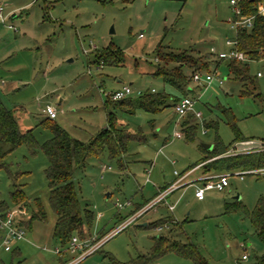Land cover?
<instances>
[{"label": "rangeland", "instance_id": "374dc122", "mask_svg": "<svg viewBox=\"0 0 264 264\" xmlns=\"http://www.w3.org/2000/svg\"><path fill=\"white\" fill-rule=\"evenodd\" d=\"M0 5L5 15L0 21V96L14 110L21 130L32 129L40 144L50 139L52 132L43 123L48 118L43 109L49 104L57 109L51 121L86 144L108 126L109 113L141 139L129 142L123 163L104 149L74 168L81 209L94 215L92 227L76 236L80 247L74 249L71 242L62 246L53 233L57 215L49 203L45 153L27 145L11 152L6 167L0 168V202L18 222L29 219L38 198L47 219L23 226L25 237L12 240L10 250L0 226V264H114L112 256L129 264L151 255L163 235L193 245L208 264H252L264 253L247 214L264 202V171L255 169L241 178L242 169L228 170L229 185L222 191L207 190L202 201L195 197L196 187L203 186L195 172L188 180L192 184L185 182L148 208L158 188L175 182L176 171L180 176L187 172L204 155L202 149L210 150L207 145L213 149L217 140L225 146L232 142L227 114L235 117L242 136L252 140L232 145L226 155L264 149V57L249 62L257 83V90L248 87L252 94L243 93V82L228 73L226 60L217 66L218 55L232 48L227 40L234 43L236 37L227 22L229 0H0ZM160 46L206 55L211 72L217 70L224 79L223 84L191 82L194 92L189 96L197 99L196 111L202 113L195 118V141L175 136L182 133L185 120L174 108L173 99L181 93L155 76L163 65ZM111 48L123 52L124 62L95 64L97 52ZM125 87L132 90L129 99L167 93L168 105L157 112H125L112 98ZM211 121L216 128L205 126ZM15 184L26 197L25 209L11 199ZM236 201L241 207L228 211L226 204ZM169 205H175L173 211ZM165 219L167 223L151 226ZM151 264L195 263L169 252Z\"/></svg>", "mask_w": 264, "mask_h": 264}, {"label": "trees", "instance_id": "16d2710c", "mask_svg": "<svg viewBox=\"0 0 264 264\" xmlns=\"http://www.w3.org/2000/svg\"><path fill=\"white\" fill-rule=\"evenodd\" d=\"M240 5L243 8V13L254 16V20L251 28H241L236 31L233 47L244 52L251 61L259 60L264 57V16L259 15V11L264 5V0H243ZM157 51L158 59L163 62V65L158 66L155 76L161 77L165 84L174 87L181 93V96L174 97V106L182 97L189 94L188 87L193 80L194 73L211 72V61L206 55L193 54L187 51H165L162 46ZM218 58V67L222 61L226 60L228 73L233 75L235 80L243 82L244 94H252L248 87L257 90L256 80L250 73L249 62L221 58L219 55ZM94 62L98 66L122 64L124 62V54L120 49L100 50L97 52ZM169 96L167 93H146L140 95L138 99H129L127 97L118 100L114 99L113 103L125 112H132L137 108L149 112H157L168 105L167 99ZM189 116L194 117V120L190 119L191 117L186 119ZM184 118L185 120L181 125L182 137L185 136L188 141H195L198 128V123L195 121L197 118L194 114H188ZM227 119L234 132L232 142L225 146L217 140L213 149H202L205 152L204 155L192 167L205 163V167L215 171L264 169V149L226 155L232 145L252 140L242 136L235 123V117L231 113L227 114ZM51 120L53 119L47 118L43 123L50 128L52 137L40 144L36 140L32 129L21 130L14 110L9 108L0 96V168L6 167L5 159L7 156L22 145L29 146L33 152L37 148L43 150L48 159L45 175L50 191L49 203L57 215L53 233L62 246H66L72 241L73 237L78 235L82 237L88 231V228L92 227L94 220V215L90 210L84 209L82 211L81 209L80 199L73 180L74 168L83 167L90 154L100 155L104 149L108 150L110 158L118 159L123 163L122 158L127 152L129 142L133 139H141L112 113L108 115V126L94 136L88 144L72 137L65 129ZM205 126L216 128L217 123L211 121L206 123ZM158 193L159 191L156 196ZM11 199L14 204L20 205L22 209L28 207L23 191L16 184L14 191L11 192ZM34 202L36 210L32 211L27 221L19 219L17 222L14 217L17 227H30L35 220L46 221V212L41 200L36 198ZM147 202L149 200L138 204V206ZM240 207L241 203L239 201L226 204L228 211ZM6 209L7 204L3 201L0 202V213H2L0 221L5 218ZM247 214L253 224L256 235L264 243V202L259 201L255 209L247 212ZM167 221L166 219L161 220L151 226L157 227L167 223ZM169 252L189 257L195 264H208L196 247L182 243L170 235L159 236L151 255H142L137 262L129 264H151L158 257ZM111 258L114 264H128L117 261L113 256ZM252 264H264V253L258 256Z\"/></svg>", "mask_w": 264, "mask_h": 264}, {"label": "built area", "instance_id": "2783aa9c", "mask_svg": "<svg viewBox=\"0 0 264 264\" xmlns=\"http://www.w3.org/2000/svg\"><path fill=\"white\" fill-rule=\"evenodd\" d=\"M242 1L243 0H229V5L231 8V15L228 17L227 22L230 24V27L235 32L238 29L251 28L253 26L254 16H249L243 13V8L240 5ZM260 14L264 16V5L259 11V15ZM0 21L2 22L5 21L4 5H0ZM234 43L231 40H227V44L231 45L232 48H230L229 51L227 52H221L219 54V57L227 58V59H236V60L243 61V62H250L251 60L248 58V56L244 52L239 51L232 46L234 45ZM257 76L261 77L262 73L258 72ZM214 80H217L219 84L224 83V79L220 77L219 72L217 70L212 71V72H207V73L196 72L193 74V81L198 84H201L203 82L210 84ZM130 92H131V88L125 87L123 90L114 92L112 94V98L115 100L123 99L128 94H130ZM196 104H197L196 98L190 97V96L182 97L178 102H176L174 106L175 112L178 114L180 118H183L188 114H194L197 119L202 118V113L200 111H196ZM43 112L50 119H55L57 117V109L53 107L52 105L47 104L46 107L43 109ZM175 136L181 138L182 133L176 132ZM258 170L264 171V169H258ZM255 171L256 170H246V171L241 170L239 175L241 176V178H243L245 174L253 173ZM175 174L179 176L177 180L173 182L167 188L160 190L156 198L151 203H149L148 208H151L155 206L156 204L165 200L169 194L174 192L182 184H186V183L192 184V181L186 180L190 172H186L180 176V173L176 171ZM230 175H231L230 172L225 171V172L211 173V174L202 176L199 180L203 182V186L196 187L195 197L202 200L207 190H213V189L220 190V191L224 190L229 185ZM122 206L123 205L121 203L118 204V207L121 208ZM174 208H175V205H169V209L171 211H173ZM140 215L141 213H139L137 216H140ZM0 226L6 231V236L4 239V242L6 244V250H10V243L12 240H19L25 237L24 229L16 226L14 222V214L12 212L7 213L5 218L1 219ZM125 226L126 224H123L120 228H118V230L123 229ZM162 229H163V226L158 227V230H162ZM71 247L73 249L80 247V243L78 242L77 237H73L71 241ZM57 252H59L58 249H57ZM242 258L247 259L248 256L243 255Z\"/></svg>", "mask_w": 264, "mask_h": 264}, {"label": "crops", "instance_id": "0c3cea01", "mask_svg": "<svg viewBox=\"0 0 264 264\" xmlns=\"http://www.w3.org/2000/svg\"><path fill=\"white\" fill-rule=\"evenodd\" d=\"M14 16V15H13ZM188 90H189V94L191 93V92H194V88H193V86L190 84L189 85V87H188ZM131 92H132V90H131ZM130 92V93H131ZM189 94L187 95V96H189ZM129 95V94H128ZM127 95V96H128ZM126 96V97H127ZM125 97V98H126ZM179 138V137H178ZM187 172H190V174H189V176L187 177V179L186 180H190V178H191V176L195 173V172H199V174H198V176H196L197 178H201L202 176H204V175H208V174H211V173H216V172H225V171H215V170H213V171H208L207 170V167H205V163H201V164H198V165H196L195 167H192V168H190ZM186 173V172H185ZM161 189H163V188H158V191H160ZM205 197V196H204ZM198 199V198H197ZM198 200H200V199H198ZM202 200H204V198L202 199ZM202 200H200V201H202ZM147 225V223H144V224H141L140 226H146Z\"/></svg>", "mask_w": 264, "mask_h": 264}, {"label": "water", "instance_id": "95a60500", "mask_svg": "<svg viewBox=\"0 0 264 264\" xmlns=\"http://www.w3.org/2000/svg\"><path fill=\"white\" fill-rule=\"evenodd\" d=\"M207 148L208 149H211L212 148V145H207ZM237 198H239V197H237Z\"/></svg>", "mask_w": 264, "mask_h": 264}]
</instances>
